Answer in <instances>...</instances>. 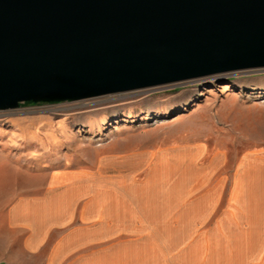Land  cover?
<instances>
[{
    "label": "rangeland",
    "instance_id": "obj_1",
    "mask_svg": "<svg viewBox=\"0 0 264 264\" xmlns=\"http://www.w3.org/2000/svg\"><path fill=\"white\" fill-rule=\"evenodd\" d=\"M156 152L157 159L168 158L167 168L157 170L147 188L165 191L175 212L180 207L188 212L186 220L174 218V260L264 264V228L216 230L217 185L220 208H225L245 157L264 155V70L0 111V264H41L19 254L18 237H6V212L18 196L40 190L51 170L122 156L131 173L132 160L140 154L143 183L148 155ZM201 157L203 169L197 165ZM216 157L222 163L217 174ZM250 197L253 206L261 203L264 190ZM6 238L13 243L10 248Z\"/></svg>",
    "mask_w": 264,
    "mask_h": 264
},
{
    "label": "water",
    "instance_id": "obj_2",
    "mask_svg": "<svg viewBox=\"0 0 264 264\" xmlns=\"http://www.w3.org/2000/svg\"><path fill=\"white\" fill-rule=\"evenodd\" d=\"M264 70V0H0V111Z\"/></svg>",
    "mask_w": 264,
    "mask_h": 264
},
{
    "label": "crops",
    "instance_id": "obj_3",
    "mask_svg": "<svg viewBox=\"0 0 264 264\" xmlns=\"http://www.w3.org/2000/svg\"><path fill=\"white\" fill-rule=\"evenodd\" d=\"M256 156L245 157L237 170L224 209L217 185V231L222 226L264 228V199L253 206L250 197L264 190V155ZM202 159H197L200 169ZM147 160L143 183L140 154L132 160L131 173L122 156L51 170L40 190L18 196L8 207L6 237H18L19 254L41 264H182L172 255L170 233L174 218L186 220L188 212L183 207L175 212L165 191L147 188L157 170L167 168L168 158L157 159L156 152ZM220 164L216 157V174ZM5 245L13 243L7 239Z\"/></svg>",
    "mask_w": 264,
    "mask_h": 264
},
{
    "label": "trees",
    "instance_id": "obj_4",
    "mask_svg": "<svg viewBox=\"0 0 264 264\" xmlns=\"http://www.w3.org/2000/svg\"><path fill=\"white\" fill-rule=\"evenodd\" d=\"M29 104H33V103H29Z\"/></svg>",
    "mask_w": 264,
    "mask_h": 264
}]
</instances>
